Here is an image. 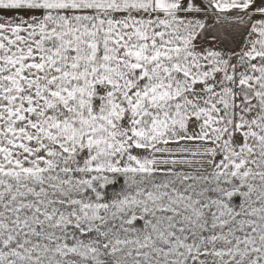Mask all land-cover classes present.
<instances>
[{
	"label": "snow or ice",
	"instance_id": "snow-or-ice-1",
	"mask_svg": "<svg viewBox=\"0 0 264 264\" xmlns=\"http://www.w3.org/2000/svg\"><path fill=\"white\" fill-rule=\"evenodd\" d=\"M0 264H264V0H0Z\"/></svg>",
	"mask_w": 264,
	"mask_h": 264
}]
</instances>
